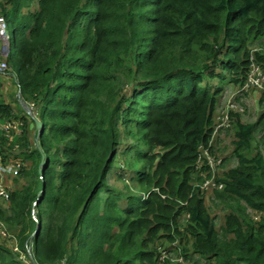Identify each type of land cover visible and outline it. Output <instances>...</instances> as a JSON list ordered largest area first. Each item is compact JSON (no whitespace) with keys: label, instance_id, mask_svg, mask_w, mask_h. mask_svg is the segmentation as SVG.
<instances>
[{"label":"trees","instance_id":"1","mask_svg":"<svg viewBox=\"0 0 264 264\" xmlns=\"http://www.w3.org/2000/svg\"><path fill=\"white\" fill-rule=\"evenodd\" d=\"M29 8L30 0L0 3L22 95L42 122L37 147L29 116L14 114L25 122L16 138L22 166L7 180L0 221L28 263L0 229V264H154L157 245L176 238L186 260L264 264V110L249 123L231 112L237 162L219 178L222 190L201 192L195 169L224 72L241 84L251 47L264 44V0H37ZM254 57L264 68V55ZM12 108L0 104V118ZM128 136L134 143L123 153L133 154L129 167L141 163L135 180L151 191L145 199L107 183ZM206 196L229 208L219 230Z\"/></svg>","mask_w":264,"mask_h":264},{"label":"built area","instance_id":"2","mask_svg":"<svg viewBox=\"0 0 264 264\" xmlns=\"http://www.w3.org/2000/svg\"><path fill=\"white\" fill-rule=\"evenodd\" d=\"M7 24L5 18L0 14V48L4 57L10 55V35L6 30ZM255 53H262L264 55V44L254 45L251 47V56L249 60L248 70L246 72L243 82L234 88L235 96L246 95L250 91L257 89L264 90V68L261 67L260 63L255 60ZM9 69L7 59H0V74H4ZM14 79L15 76H14ZM16 100L18 101L21 109L29 116L31 120L37 119L39 107L33 100H27L24 96L19 93L20 85L16 81ZM257 88V89H256ZM1 92V87H0ZM19 93V94H18ZM239 99V97H236ZM6 102H0V104ZM242 104V103H241ZM240 107H237L231 100L221 106L216 116H214L215 123L213 124L212 133L208 143L199 145V153L195 161V169L200 172L202 180L196 184V187L201 192H208L214 190H222L223 182L219 180L222 176V163L223 159L219 153H216L214 141L215 138L222 134L223 131L230 127L231 112L236 113ZM241 110V109H240ZM15 111L12 112V116L8 118H0V202L8 201L10 194V180L16 176L22 166L19 157L13 156L19 150V140L16 138L23 135V129L25 128V122L18 116H14ZM40 129H36V134L39 135ZM204 168H207L206 172H202ZM148 194V193H147ZM145 193L144 197L147 196ZM185 204V203H183ZM254 214V213H253ZM189 218L188 213H182L178 220V225L182 224L183 218ZM258 216H255L257 218ZM188 220V219H187ZM180 222V223H179ZM187 222V221H186ZM1 233L4 236H8L6 230L3 228V224L0 222ZM17 248H15L16 250ZM156 261L154 264H189L181 254V245L179 238L174 239L172 242L165 244H159L156 247Z\"/></svg>","mask_w":264,"mask_h":264},{"label":"rangeland","instance_id":"3","mask_svg":"<svg viewBox=\"0 0 264 264\" xmlns=\"http://www.w3.org/2000/svg\"><path fill=\"white\" fill-rule=\"evenodd\" d=\"M5 0H0V3L4 2ZM37 8V0H30V10H34ZM26 10V9H24ZM7 32L10 35V56L9 58L4 57L1 48H0V59H7L9 64V69L4 73L0 74V102H9L13 110L17 115L23 114V111L21 110V107L16 100V81L20 80V76L17 73L16 66L20 62L19 56L15 52V47L13 44V36H12V27L8 24L7 26ZM260 40L256 41L258 43ZM256 45V44H254ZM253 45V46H254ZM226 75V78L224 81H221L218 83V87L220 88V92L217 96L218 99V105L215 108L214 116L217 115L218 110L221 106H224L228 100L231 98L233 103L239 108V111L236 112L239 114V118L242 122H255L262 111L264 110V106L259 103V97L261 96V91L257 89V91H253L250 94L246 95H240L238 96L239 99H236L237 96L234 94V88L235 86L232 84V82L229 81L231 74L224 72ZM14 76L16 79H14ZM217 81V80H215ZM242 103V104H241ZM241 109V110H240ZM41 110V107H40ZM231 126V121H230ZM119 129L123 130V124H119ZM233 129L232 127L230 129H227L222 132L221 135L217 136L214 141L216 153H220L223 157V163H222V171H226L227 169L233 167L237 160L236 157L232 154V145H231V138L233 137ZM40 134L38 135L39 139ZM254 144H258L259 147V140L261 135L258 131L254 133ZM134 140L131 136H128L126 138L125 143L122 145V148L119 150L118 155L114 159L113 165L111 170L109 171L108 177H107V183H109L111 186L119 189L120 191L124 193H133L134 195L141 194V190L139 189V185L137 184L135 177H136V170L141 165L140 162H138L134 167H129L128 163L132 161L133 154L129 153V155L124 154V146L126 144H133ZM264 152V151H263ZM17 154V153H16ZM14 154L13 156H15ZM21 159L20 157L18 160ZM209 196L205 197L204 203L208 210V212L211 214V216L214 219L215 227L219 230L220 225L223 223L224 215L229 211V208H225L222 203L218 204L216 201H214L213 198L209 199ZM246 213L248 215L253 214V210L247 208ZM188 218L184 217L182 220V224L180 225V228L183 227L186 223ZM180 223V222H179ZM2 242V240H0ZM5 242L7 244L12 243L11 248H17L18 244L15 240V236H7ZM169 242H164L165 245H167ZM16 251V250H15ZM19 254L18 258L22 261L28 263V259L25 257L24 253L20 250L17 252ZM29 258V257H28ZM31 258V257H30ZM189 264H209L207 261H205L202 258H199L197 256L190 257L187 259Z\"/></svg>","mask_w":264,"mask_h":264},{"label":"clouds","instance_id":"4","mask_svg":"<svg viewBox=\"0 0 264 264\" xmlns=\"http://www.w3.org/2000/svg\"><path fill=\"white\" fill-rule=\"evenodd\" d=\"M2 15V14H1ZM3 17H4V15H2ZM5 18V17H4ZM5 21H6V19H5ZM6 24H7V26H8V23H7V21H6ZM6 30H7V28H6ZM9 56L10 55H8V56H6L7 58H9ZM19 82V81H18ZM20 85V84H19ZM257 91V90H256ZM252 91H250L248 94H250ZM20 93L22 94V92H21V88H20ZM6 103H8V102H6ZM5 103V104H6ZM13 109V108H12ZM23 110V109H22ZM14 111V110H13ZM25 112V111H24ZM22 115V114H21ZM20 116V115H19ZM8 117H11L10 115L8 116ZM8 117H3V118H8ZM40 123H42L41 122V120H38ZM33 123V120H31V122H30V125ZM33 127H34V132H33V134H34V140H35V145L37 144V143H39V139H38V135L36 134V129H37V127L35 126V124L33 125ZM33 127H31L30 126V128L32 129ZM40 129V128H39ZM40 132H41V129H40ZM40 134V133H39ZM19 144H21V142H19ZM221 157H222V155H220ZM222 159H223V157H222ZM228 170V169H227ZM223 172H225V171H222V173ZM13 178V177H12ZM11 178V179H12ZM224 185V184H223ZM12 189V188H11ZM10 189V190H11ZM215 191V190H214ZM219 191V190H218ZM150 192L151 191H147V192H141V197H142V199H145V198H147V196L150 194ZM145 193L147 194V196L146 197H144V195H145ZM1 222V221H0ZM2 223V222H1ZM3 224V223H2ZM3 226H4V224H3ZM19 249H18V247H17V249H16V251H18ZM156 257H157V253H156ZM36 263V262H35ZM166 264H170V263H166Z\"/></svg>","mask_w":264,"mask_h":264},{"label":"water","instance_id":"5","mask_svg":"<svg viewBox=\"0 0 264 264\" xmlns=\"http://www.w3.org/2000/svg\"><path fill=\"white\" fill-rule=\"evenodd\" d=\"M19 93H20V91H19ZM19 93H18V94H19ZM34 124H35V126H36L37 128H40V129L42 128V123H40L37 119H33V123H32L30 126L33 127ZM36 146H37V147H40V146H39V143H37ZM42 164H43V160L41 161V165H42ZM34 264H36V263L34 262Z\"/></svg>","mask_w":264,"mask_h":264}]
</instances>
